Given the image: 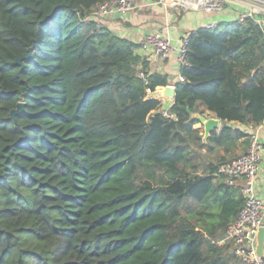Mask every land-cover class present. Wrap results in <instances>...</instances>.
Masks as SVG:
<instances>
[{
  "label": "trees",
  "instance_id": "1",
  "mask_svg": "<svg viewBox=\"0 0 264 264\" xmlns=\"http://www.w3.org/2000/svg\"><path fill=\"white\" fill-rule=\"evenodd\" d=\"M104 1L0 0V264H244L219 166L264 123V28L190 33L166 116L168 77L91 18Z\"/></svg>",
  "mask_w": 264,
  "mask_h": 264
},
{
  "label": "built area",
  "instance_id": "2",
  "mask_svg": "<svg viewBox=\"0 0 264 264\" xmlns=\"http://www.w3.org/2000/svg\"><path fill=\"white\" fill-rule=\"evenodd\" d=\"M154 4L167 10H200L207 13L220 12L231 7L235 9L238 21L244 22L251 18L264 28V0H159ZM138 7L137 0H105L91 14V18L99 26H105L106 20L132 12ZM186 44L187 38L183 40L179 56L181 64L185 63ZM140 48L144 50L143 56L148 61L166 59L172 52L171 38L163 32L153 31L144 37ZM146 72L147 70H141L140 76L145 77ZM179 79L184 81L181 75ZM162 112L166 116H172L168 110ZM262 151L264 145L254 132L250 136L246 153L219 166V172L226 176L230 185L241 184L245 199L244 207L229 225L227 235L222 241L230 245V253L244 264H264V257L257 253V234L259 228L264 226V199L258 196L255 188Z\"/></svg>",
  "mask_w": 264,
  "mask_h": 264
},
{
  "label": "crops",
  "instance_id": "3",
  "mask_svg": "<svg viewBox=\"0 0 264 264\" xmlns=\"http://www.w3.org/2000/svg\"><path fill=\"white\" fill-rule=\"evenodd\" d=\"M139 9H141V7H138L132 12L110 18L105 21V26L111 28L120 36L126 37L139 45L144 37L150 32L158 31L168 34L171 38L172 52L166 59L149 60L148 71L150 73L166 75L169 80L168 85L174 86L180 81L181 63L179 61V56L183 40L187 38L190 33L201 27H209L210 25H214L215 27L223 21L236 20L235 9L231 7L224 11L207 13L200 10L182 12L171 9L167 10L161 6H154L151 8L152 13L150 14L153 18L150 21H147V23H144L141 22L143 21V11ZM139 52L142 55H145L143 49L140 48ZM152 96L159 98L162 101V110L169 111L173 104L174 97L167 94L165 88L158 89L152 94ZM211 115L214 116L213 114ZM225 124L226 123L220 120V125L217 129H221ZM233 124L238 125L237 122H233ZM196 127L201 128V132L205 135L204 126L201 122L197 123ZM242 128L250 134L256 132L260 142L264 145V123L257 128L245 126H242ZM247 149L248 146L244 148L245 152ZM261 154L262 159L258 169V176L255 181V188L258 196L264 199V151H262ZM236 185L241 187L240 183Z\"/></svg>",
  "mask_w": 264,
  "mask_h": 264
},
{
  "label": "water",
  "instance_id": "4",
  "mask_svg": "<svg viewBox=\"0 0 264 264\" xmlns=\"http://www.w3.org/2000/svg\"><path fill=\"white\" fill-rule=\"evenodd\" d=\"M30 56V54H25L21 58L18 59V61L22 60L25 57ZM166 93L170 96L175 97L176 92V86L168 85L166 88ZM24 103H19L18 108L12 111V115L15 116L16 114H19L23 109ZM197 118L200 120V122L204 126L205 135L204 137L207 138L211 131L214 129H217L220 125V118H217L215 116H206V115H197ZM257 253L264 257V226L259 228L258 234H257Z\"/></svg>",
  "mask_w": 264,
  "mask_h": 264
},
{
  "label": "rangeland",
  "instance_id": "5",
  "mask_svg": "<svg viewBox=\"0 0 264 264\" xmlns=\"http://www.w3.org/2000/svg\"><path fill=\"white\" fill-rule=\"evenodd\" d=\"M158 1L159 0H137L138 5L141 7V9H139V10L143 11V16H142L143 21H141V22L147 23V21H150L153 18V16L150 15L152 13L151 8H153L154 6H161V5H155L154 4V3L157 4ZM151 6H153V7H151ZM144 13H146V14H144ZM233 264H235V263H233Z\"/></svg>",
  "mask_w": 264,
  "mask_h": 264
}]
</instances>
